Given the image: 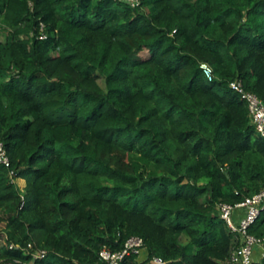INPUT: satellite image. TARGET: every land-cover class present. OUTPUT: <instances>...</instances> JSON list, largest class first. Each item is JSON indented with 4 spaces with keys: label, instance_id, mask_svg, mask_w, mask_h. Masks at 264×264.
<instances>
[{
    "label": "trees",
    "instance_id": "16d2710c",
    "mask_svg": "<svg viewBox=\"0 0 264 264\" xmlns=\"http://www.w3.org/2000/svg\"><path fill=\"white\" fill-rule=\"evenodd\" d=\"M234 81L264 102V0H0V264H228L219 205L264 190Z\"/></svg>",
    "mask_w": 264,
    "mask_h": 264
},
{
    "label": "built area",
    "instance_id": "2783aa9c",
    "mask_svg": "<svg viewBox=\"0 0 264 264\" xmlns=\"http://www.w3.org/2000/svg\"><path fill=\"white\" fill-rule=\"evenodd\" d=\"M127 4L131 8H139L141 0H118ZM201 69L209 81L215 79L213 68L207 64H201ZM231 89L239 94L246 101L252 123L255 125L258 133L264 137V102L254 93L245 90L241 82L234 81L230 84ZM0 164L10 169V176L13 182H16L15 172L11 170V160L6 152L4 144L0 141ZM264 210V190L260 193L247 197L241 203L236 205L220 204L219 212L221 218L228 224L233 233L240 237V246L232 253L228 264H252L254 262V247L264 248V238L259 239L249 234V229L256 222L261 212ZM243 214V215H242ZM10 249H19L17 245L11 244ZM33 247L28 245V250ZM144 250V241L139 237H132L125 243L120 251H110L103 249L99 253V261L94 264H121L126 256L130 254H141ZM264 250V249H263ZM45 251L35 253V257L44 258ZM264 256V254H263ZM153 264H165L160 258H154Z\"/></svg>",
    "mask_w": 264,
    "mask_h": 264
},
{
    "label": "rangeland",
    "instance_id": "374dc122",
    "mask_svg": "<svg viewBox=\"0 0 264 264\" xmlns=\"http://www.w3.org/2000/svg\"><path fill=\"white\" fill-rule=\"evenodd\" d=\"M99 85L105 89V81L104 80H99L98 81ZM5 232H4V225H0V248L5 246L6 244V235H4ZM264 248L260 247V246H255L254 247V251H257L259 250L260 251V257L262 258L263 254H264ZM254 260H255V256H254Z\"/></svg>",
    "mask_w": 264,
    "mask_h": 264
},
{
    "label": "crops",
    "instance_id": "0c3cea01",
    "mask_svg": "<svg viewBox=\"0 0 264 264\" xmlns=\"http://www.w3.org/2000/svg\"><path fill=\"white\" fill-rule=\"evenodd\" d=\"M254 256H255V261L260 259V251L259 250L255 251ZM150 264H153V263H150Z\"/></svg>",
    "mask_w": 264,
    "mask_h": 264
}]
</instances>
